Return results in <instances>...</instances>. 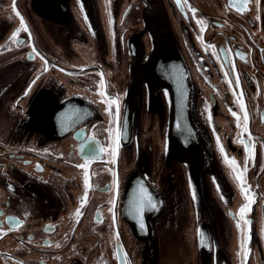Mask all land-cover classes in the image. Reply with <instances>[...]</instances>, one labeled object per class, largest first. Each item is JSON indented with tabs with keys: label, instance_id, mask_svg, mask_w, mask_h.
<instances>
[{
	"label": "flooded vegetation",
	"instance_id": "obj_1",
	"mask_svg": "<svg viewBox=\"0 0 264 264\" xmlns=\"http://www.w3.org/2000/svg\"><path fill=\"white\" fill-rule=\"evenodd\" d=\"M0 264H264V0H0Z\"/></svg>",
	"mask_w": 264,
	"mask_h": 264
},
{
	"label": "snow or ice",
	"instance_id": "obj_2",
	"mask_svg": "<svg viewBox=\"0 0 264 264\" xmlns=\"http://www.w3.org/2000/svg\"><path fill=\"white\" fill-rule=\"evenodd\" d=\"M180 2H181V0H177V3H178V4H179ZM185 2H186V0H185ZM242 2H243V4L246 6V4H247V0H242ZM238 10H239V9H238ZM17 15H19V13H17ZM199 23L203 24V21H200ZM21 29H23V30L26 31V27H25V25H24V22H23V18H22V17H21ZM18 31H19V30H18ZM15 35H16V34L14 33V37H15ZM210 47H211V46H210ZM243 107H244V106L241 104V108H242V109H243ZM244 119H245V120L247 119V115H246V114H245ZM221 151H223V149H221ZM225 162L229 165V167L233 170V172H236V171H237V165H236V162H235L234 160H229L227 157H225ZM78 167L85 168V187H86V189H87V188L89 187V184H88V174H87V170H86V164H85V165H78ZM235 178H236L238 181H240V183H241V190H242V193L245 194V198H246V200H248L249 203H251V199H250V197H249L248 194H247V190L244 189V187H243V173H238V174L236 175ZM84 199H86V196H85ZM149 203H151V201H149ZM247 207H248V205L246 204V205L242 206L241 209L239 210V214H240V219H241V220H244V213H245ZM77 214H79V212H78ZM244 223L247 224L248 221H247V220H244ZM237 227H238V228L241 227L239 221H238V223H237ZM241 249H242V251H241V253H239V255H242V256H243V255H246V253L243 251V250H244V243H243V241L241 242Z\"/></svg>",
	"mask_w": 264,
	"mask_h": 264
},
{
	"label": "rangeland",
	"instance_id": "obj_3",
	"mask_svg": "<svg viewBox=\"0 0 264 264\" xmlns=\"http://www.w3.org/2000/svg\"><path fill=\"white\" fill-rule=\"evenodd\" d=\"M112 11H113V9L110 8V9L107 11V13H112ZM110 58H111V54L108 53V60H110Z\"/></svg>",
	"mask_w": 264,
	"mask_h": 264
}]
</instances>
